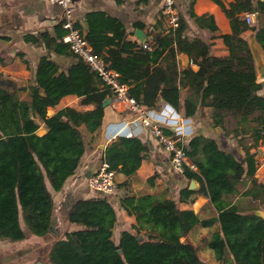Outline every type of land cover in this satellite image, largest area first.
I'll list each match as a JSON object with an SVG mask.
<instances>
[{"label":"trees","instance_id":"trees-1","mask_svg":"<svg viewBox=\"0 0 264 264\" xmlns=\"http://www.w3.org/2000/svg\"><path fill=\"white\" fill-rule=\"evenodd\" d=\"M213 1L227 10L220 0ZM229 8L237 15H255L252 32L264 53V0H233ZM190 16L198 26L217 32L212 17L199 18L192 12ZM86 22L84 38L105 67L120 75L130 98L147 110L163 103L185 119L207 117L213 128L235 142L244 157L240 160L224 150L214 137H193L184 145V152L198 173L185 169L183 175L199 182L197 190L182 189L178 201L148 194L122 198L121 210L134 216L135 223L117 238L114 228L119 211L109 196L95 193L92 198L77 200L68 211V223L75 229L52 245L49 262L209 264L187 238L199 225H215L208 248L217 264H264V219L240 212L234 202L250 198L257 210H264V181L255 178L258 162L251 150L256 145L249 135L252 128H264V97L258 94L261 85L256 81L247 40L221 36L229 55L216 58L210 54L211 44L185 35L187 28L181 20L176 28L155 26L147 34L146 47L126 40L121 26L103 15H88ZM239 23L245 24L241 19ZM55 31V38L43 32L25 39L35 44L42 41L58 55H72L62 41L65 31L60 25ZM180 55H187L190 64L181 67ZM67 95L77 96L80 106L93 108L84 112L64 108L46 116L47 108ZM109 98V89L80 59L60 72L48 56L40 58L27 98L0 89V241L23 240L21 222L34 236L47 234L52 192L60 191L75 173L87 149L82 128L90 135L100 131L103 104ZM41 124L46 133L38 136ZM258 139L264 144V133ZM143 151L140 139L118 137L105 147L102 161L123 175L120 186L126 187L145 160ZM195 196L208 198V208L217 215L202 219L199 213L178 208V203Z\"/></svg>","mask_w":264,"mask_h":264},{"label":"crops","instance_id":"crops-1","mask_svg":"<svg viewBox=\"0 0 264 264\" xmlns=\"http://www.w3.org/2000/svg\"><path fill=\"white\" fill-rule=\"evenodd\" d=\"M227 8L223 11L213 0H174V5L179 16V20L186 25L185 35L189 38H199L211 44L210 54L212 57H227L228 48L224 45L221 36L235 35L247 40L254 61L255 69L261 65L264 67V53L255 41L252 26L240 24L242 15L232 12L229 5L233 0H220ZM72 15L76 26L82 33L87 35L88 25L86 18L91 14L103 15L106 20L117 22L125 33L126 40L134 41L146 47L147 34L155 26L168 29L165 21L162 22V0H72ZM192 12L196 17H212L217 27V32L213 34L207 29L198 26L190 16ZM61 8L46 0H0V89L9 93L17 92L20 98H27V88L34 84V76L40 58L48 56L50 60L58 64L60 72H66L76 61L73 55H58L47 49L42 41L37 44L26 40L28 36H36L47 32L52 38L56 37V27L61 26ZM140 31L145 42L142 44L136 36ZM111 35V34H109ZM180 55L181 67L184 65ZM188 57V56H187ZM193 70L197 67L193 66ZM256 81L261 85L258 92L264 97V78ZM25 89V91H22ZM110 104L105 109L102 126L98 133L90 135L84 128L82 131L87 142V149L80 160V164L75 173L70 176L64 187L58 192H52L54 211L52 214V226L59 231L60 239L63 235L75 226L67 222L68 211L74 202L80 199L92 198L96 194L87 185L88 178L97 170L102 161V153L107 145L118 137H133L141 140L145 155V160L136 171V177L126 187L120 186L123 182V175L116 173V191L109 196L110 201L117 206L119 211L118 221L114 228V237L118 233L135 223V218L128 215L120 208V200L126 196H139L148 194L157 197L171 198L178 201L179 193L182 189L190 187L194 181L197 190L200 186L195 180H188L183 174L173 168L169 154L162 148L158 141L150 134L149 130L139 122H132L134 115L115 98H109ZM163 103H160L153 111L159 113ZM64 108H72L80 112L89 111L92 106H80L79 99L75 95L63 97L55 107H48L46 116L50 117ZM183 119V118H182ZM188 122L182 130L188 133L181 136V142L186 145L190 139L197 135L214 137L219 141L220 146L232 153L238 159H243V152L236 146L235 142L222 135V130L213 128L207 117H197L183 119ZM176 129V128H175ZM174 129V130H175ZM173 129L170 131L172 132ZM169 132V131H167ZM46 133L45 127L41 124L36 134L43 136ZM264 133V128H252L249 130L250 141L256 145L251 150L256 154L257 170L255 178L264 181V144L258 139L259 134ZM91 136L94 139L91 140ZM91 140V141H89ZM89 143V144H88ZM260 150V152L258 151ZM152 183L148 179L153 177ZM240 207V212L253 214L257 210L254 202L250 198H237L234 200ZM209 199L204 196H195L190 200L178 203V208L182 211H193L199 213L202 219H210L217 213L208 208ZM21 226L29 232L21 222ZM215 229L212 227L197 226L188 236V241L198 247L199 252L205 262H215L212 251L208 248V239ZM30 235V234H29ZM117 240V239H116ZM184 240V239H182ZM10 242L0 241V248L7 247ZM36 243V240H33ZM24 245H29L24 244ZM202 259V260H203Z\"/></svg>","mask_w":264,"mask_h":264},{"label":"built area","instance_id":"built-area-1","mask_svg":"<svg viewBox=\"0 0 264 264\" xmlns=\"http://www.w3.org/2000/svg\"><path fill=\"white\" fill-rule=\"evenodd\" d=\"M58 5L62 10L61 28L65 31L62 41L68 45L71 54L86 64L95 72L102 83L109 89L111 96L122 103L133 115L132 122H139L146 127L150 134L158 141L162 148L169 154L170 162L174 169L184 174L185 169L198 173V169L186 157L181 136H186L182 128L188 124L178 112L170 105L163 104L162 110L157 113L144 109L127 94L128 87L121 82L120 75L105 67L101 57L97 56L92 47L84 38L81 29L76 26L72 15V0H46ZM162 17L168 28H176L179 16L174 0H162ZM244 23L252 26L255 15L246 13ZM187 127V126H186ZM176 128V129H175ZM173 129L172 132H170ZM175 129V130H174ZM169 131V132H167ZM116 173L109 164L101 161L97 170L88 178L87 185L94 193L111 196L116 191Z\"/></svg>","mask_w":264,"mask_h":264},{"label":"water","instance_id":"water-1","mask_svg":"<svg viewBox=\"0 0 264 264\" xmlns=\"http://www.w3.org/2000/svg\"><path fill=\"white\" fill-rule=\"evenodd\" d=\"M136 36L139 38L142 44L145 42V38L140 31H137ZM250 50L252 53L251 48ZM253 59L254 61L256 60L255 54L253 56ZM182 61L184 65L189 64V58L187 56H182ZM255 73H257L258 79L264 78V67L262 65L258 68L256 67ZM109 104H110V100L107 99L105 100L103 107L107 108ZM258 151L260 152V150ZM195 187L196 185L195 182L193 181L190 184L189 189L194 190ZM53 211H54V203H53ZM253 214L264 219V212L262 211H255ZM66 219L68 222V216ZM24 233H25V238L23 240L10 242L7 247L0 248V264H51L49 262L48 255L50 253L52 245L59 240L56 237H58L60 234L59 231L54 230L52 226V219L46 235L42 237H38L32 235L29 232L30 235L28 234L27 237L26 231H24ZM33 240H36V243H33ZM28 243L29 245H24ZM118 252L121 253V250H118Z\"/></svg>","mask_w":264,"mask_h":264},{"label":"rangeland","instance_id":"rangeland-1","mask_svg":"<svg viewBox=\"0 0 264 264\" xmlns=\"http://www.w3.org/2000/svg\"><path fill=\"white\" fill-rule=\"evenodd\" d=\"M24 226H25V225H24ZM199 255H200V258L203 259L202 256H201V254H200V252H199ZM203 260H204V259H203ZM208 263H209V264H212V262H208Z\"/></svg>","mask_w":264,"mask_h":264}]
</instances>
